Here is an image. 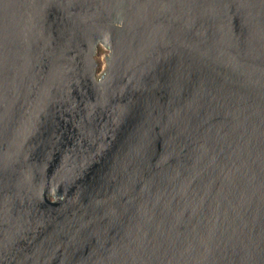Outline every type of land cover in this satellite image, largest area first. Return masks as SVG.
Wrapping results in <instances>:
<instances>
[{
    "label": "water",
    "instance_id": "obj_1",
    "mask_svg": "<svg viewBox=\"0 0 264 264\" xmlns=\"http://www.w3.org/2000/svg\"><path fill=\"white\" fill-rule=\"evenodd\" d=\"M0 264H264V0H0Z\"/></svg>",
    "mask_w": 264,
    "mask_h": 264
},
{
    "label": "rangeland",
    "instance_id": "obj_2",
    "mask_svg": "<svg viewBox=\"0 0 264 264\" xmlns=\"http://www.w3.org/2000/svg\"><path fill=\"white\" fill-rule=\"evenodd\" d=\"M107 53V49L101 45L96 48V53L94 55L95 60V74H99L104 68V55Z\"/></svg>",
    "mask_w": 264,
    "mask_h": 264
}]
</instances>
